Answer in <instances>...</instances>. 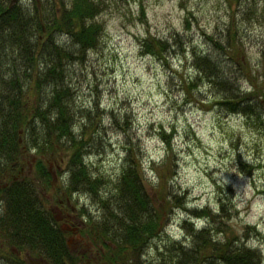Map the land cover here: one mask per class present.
<instances>
[{
    "label": "trees",
    "instance_id": "obj_1",
    "mask_svg": "<svg viewBox=\"0 0 264 264\" xmlns=\"http://www.w3.org/2000/svg\"><path fill=\"white\" fill-rule=\"evenodd\" d=\"M102 6L100 0H0V264H28V256L46 264H261L260 252L249 245L259 234L252 232L255 227L228 222L236 211L223 189L214 209L188 208L171 191L176 159L170 134L159 131L166 156L160 164L149 162L157 178L153 191L146 190L141 153L130 140L121 144L123 157L115 179L102 189L104 178L85 161L87 154L107 146L100 137L101 112L96 108L78 115L82 110L72 107L73 91L67 83L69 59L81 60L98 46L103 29L95 19ZM206 38L212 53L191 49V59L180 40L169 43L170 38L147 36L139 47L165 64L174 47L181 49L194 72L179 81L184 94L190 96L205 81L210 89L220 90L209 107L217 104L230 112L253 113L258 102L250 98L256 92L238 88L242 76L232 75V63L238 69L239 62L224 50L232 47V31L225 41ZM217 54H227L226 60ZM113 118L119 129H129L127 119L123 126ZM30 152L36 156L32 173L24 169ZM49 155L66 175L57 187L47 167ZM46 193L56 209L69 205L74 194L92 200L98 215L81 207L84 222L78 228L79 235L91 242L96 261L90 260L87 249L70 251L66 232L46 208ZM174 207L185 210L180 240L164 231Z\"/></svg>",
    "mask_w": 264,
    "mask_h": 264
},
{
    "label": "rangeland",
    "instance_id": "obj_2",
    "mask_svg": "<svg viewBox=\"0 0 264 264\" xmlns=\"http://www.w3.org/2000/svg\"><path fill=\"white\" fill-rule=\"evenodd\" d=\"M100 1L102 10L95 20L103 30L98 46L88 50L81 60L78 56L69 59L67 83L73 91L72 107L82 110L78 115L96 108L101 112L100 137L107 146L87 154L85 161L104 178L102 189L115 179L123 157L121 144L130 140L141 153L146 190L153 191L157 178L149 162L163 161L166 149L159 131L170 134L176 159L171 191L188 208L214 209L217 193L223 189L228 204L232 200L236 211L228 222L255 227L252 232L259 235L252 236L249 245L260 252L264 264V0ZM229 29L234 40L232 47L224 50L240 63L239 70L232 63V75L242 76L237 82L240 90L256 92L250 99L258 104L249 115L227 111L217 104L209 107L220 90L210 89L205 81L199 82L190 96L184 94L179 81L194 72L181 49L174 47L167 64L140 52V41L152 36L170 38L169 43L182 41L189 58L191 49L212 53L206 37L217 41L224 37L225 41ZM226 55L216 56L226 60ZM113 117L123 126L127 119L129 129H119ZM26 157L29 166L24 169L32 173L36 156L30 152ZM48 157L52 184L57 187L66 175L63 168L57 169L55 157ZM239 162L250 166V170L241 168ZM51 197L50 193L44 196L48 199L46 208L67 232L70 251L87 249L90 260H95L91 242L74 232L76 225L81 227L84 222L81 207L96 214L92 200L86 194H74L69 205L56 209ZM184 216L182 207H174L169 213L164 231L172 240L181 239ZM196 224L201 225L199 221ZM25 258L32 260L31 264H44L40 259Z\"/></svg>",
    "mask_w": 264,
    "mask_h": 264
}]
</instances>
